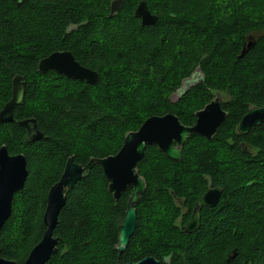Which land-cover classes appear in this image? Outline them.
<instances>
[{"label": "trees", "instance_id": "obj_1", "mask_svg": "<svg viewBox=\"0 0 264 264\" xmlns=\"http://www.w3.org/2000/svg\"><path fill=\"white\" fill-rule=\"evenodd\" d=\"M113 1L0 0V111L12 98L13 78L26 83L13 122H0V149L24 155L29 171L0 233L1 257L25 264L41 241L48 193L70 157L85 166L114 156L152 116L173 114L193 126L195 114L225 94L227 118L212 140L191 136L179 162L146 149L137 167L146 193L123 254L116 246L132 190L115 200L96 165L66 193L54 231L58 252L47 264L147 257L162 264H264V122L237 133L249 109L264 106V0H123L111 16ZM141 2L157 17L154 25L135 17ZM62 51L97 72L99 83L38 70L42 59ZM197 70L202 79L172 102ZM32 118L43 139L28 143L20 122ZM210 184L222 198L201 211L199 229L188 234L183 227Z\"/></svg>", "mask_w": 264, "mask_h": 264}, {"label": "water", "instance_id": "obj_2", "mask_svg": "<svg viewBox=\"0 0 264 264\" xmlns=\"http://www.w3.org/2000/svg\"><path fill=\"white\" fill-rule=\"evenodd\" d=\"M123 0H114L111 3V16L115 15L122 6ZM135 17L141 20L142 26L154 25L157 17L150 13L145 2H141ZM249 42L243 48L241 57L253 47ZM38 70L45 74L48 71L65 76L69 79L96 85L100 81V75L85 68L76 61L74 56L67 51L55 52L42 59L38 64ZM197 84V83H196ZM26 93V83L21 76H15L12 81V98L0 111V122H13V110L23 104ZM221 99L216 97L202 110L198 111L196 123L193 126L184 125L173 114L152 116L141 127L126 135L120 151L110 157L91 159L85 166L75 163L74 157H70L66 163L61 178L50 189L47 199V208L44 214L46 231L41 241L32 249L25 264H47L58 252V239L54 237V231L58 225V217L65 206L67 191L83 179L87 178L92 169L99 165L108 180V191L115 200L129 189L132 190L127 201L125 217L118 235L117 252L123 254L134 236L138 212L136 205L146 193V183L138 173V163L144 158L148 147L154 146L161 151L166 158L179 162L183 158L182 149L187 140L198 135L207 140H212L218 128L227 118V113L221 108ZM264 122V106L250 108L237 126V133L246 135L254 127ZM20 125L27 131V142H35L43 139L35 119H26ZM29 171L24 155H10L5 146L0 149V233L11 216L14 197L24 189ZM222 195V189L209 190L196 203L191 220L183 227V230L192 234L201 224V211L203 208L211 209L217 206ZM0 264H19L1 257ZM127 264H162L154 257H147L139 262Z\"/></svg>", "mask_w": 264, "mask_h": 264}, {"label": "rangeland", "instance_id": "obj_3", "mask_svg": "<svg viewBox=\"0 0 264 264\" xmlns=\"http://www.w3.org/2000/svg\"><path fill=\"white\" fill-rule=\"evenodd\" d=\"M236 22L237 21H235V23ZM202 77L203 76H202L201 71L200 70H197L196 73L193 75L192 78L190 77L189 79L182 81V85H181L180 89L177 90L176 92H174L171 95V97H170L171 101L172 102H177L179 100L180 95H182L186 90H188L193 85H195L196 83H198L202 79ZM224 95L225 94H223V95H220L219 94V96L221 97V100L222 101H225V99H226V96L224 97Z\"/></svg>", "mask_w": 264, "mask_h": 264}, {"label": "flooded vegetation", "instance_id": "obj_4", "mask_svg": "<svg viewBox=\"0 0 264 264\" xmlns=\"http://www.w3.org/2000/svg\"><path fill=\"white\" fill-rule=\"evenodd\" d=\"M217 97H220V96H217ZM220 99H221V97H220ZM221 101H222V100H221ZM214 188H219V187H212V185L210 184L209 187H208V189H207V191H206L205 193H207L209 190L214 189ZM220 189H221V188H220ZM205 193H204L203 195H205ZM222 194H223V190H222ZM201 198H202V197H201ZM201 198H200V199H201ZM221 198H222V195H221ZM221 198H220V200H221ZM200 199H199V200H200ZM199 200H198V201H199ZM195 205H196V204H195ZM194 208H195V207H194ZM203 209H207V208H203ZM211 209H212V208H211ZM193 212H194V209H193ZM193 212H192V215H193ZM192 215H191V218H192ZM191 218H190V220H191ZM190 220H189V221H190ZM201 220H202V218H201ZM189 221H188V222H189ZM188 222H187V223H188ZM187 223H186V224H187Z\"/></svg>", "mask_w": 264, "mask_h": 264}]
</instances>
